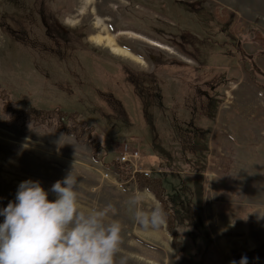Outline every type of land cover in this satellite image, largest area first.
I'll return each mask as SVG.
<instances>
[{
    "label": "rangeland",
    "instance_id": "rangeland-1",
    "mask_svg": "<svg viewBox=\"0 0 264 264\" xmlns=\"http://www.w3.org/2000/svg\"><path fill=\"white\" fill-rule=\"evenodd\" d=\"M7 101L79 111L93 137ZM127 150L163 180L191 264H264V0H0V208L22 181L50 190L74 164L81 206L112 204L124 225L117 264H186L168 223L133 219L127 201L148 188L132 162L130 179L114 170Z\"/></svg>",
    "mask_w": 264,
    "mask_h": 264
},
{
    "label": "clouds",
    "instance_id": "clouds-1",
    "mask_svg": "<svg viewBox=\"0 0 264 264\" xmlns=\"http://www.w3.org/2000/svg\"><path fill=\"white\" fill-rule=\"evenodd\" d=\"M80 181L74 164L63 179L45 190L39 180L22 181L15 200L0 208V264H117L124 225L108 219L113 205L85 210L79 201ZM49 192L55 199H49ZM150 190L136 192L127 201L133 219L144 230L167 224L160 203L145 208ZM119 264H126L124 259ZM230 264H248L247 256Z\"/></svg>",
    "mask_w": 264,
    "mask_h": 264
},
{
    "label": "trees",
    "instance_id": "trees-1",
    "mask_svg": "<svg viewBox=\"0 0 264 264\" xmlns=\"http://www.w3.org/2000/svg\"><path fill=\"white\" fill-rule=\"evenodd\" d=\"M62 24L64 25V23ZM72 39L73 38H71V40ZM57 40L59 41V45H60V39ZM59 50H61V46H58V48H56V51ZM52 57H55V55H52ZM7 96L9 97L8 94ZM144 102L146 103V101ZM6 105H8V108L6 110L9 111L13 116H18V113H20L21 115L23 114V116H26L29 119L40 120L42 123H46L48 125H50L52 121H55L56 129H58L59 131H63L64 133L67 134H76V133L86 134L89 139H92L93 133L95 131L94 124L91 123L90 120L85 118L79 111L76 110H66L64 108H58V107H54L51 109L48 108L17 109L12 107L11 106L12 103L10 105L8 101ZM99 144L98 143L95 144L94 147L97 148V150L104 149V151L107 152V150ZM124 165H125L124 163H120L119 161H116L113 167L115 168L114 170L118 173L121 179L127 180L130 179L132 173L130 170L128 171V169L124 168ZM135 181L138 187L148 188V190L152 191L155 194L156 198L161 202V204L168 213V219H167L168 230L173 236V242L177 246L179 250V254L184 259L185 263L191 264L192 261L191 256L186 252V247L177 238V229L175 228L176 226L175 210L173 208V204L171 200L169 199L166 193V188L165 185L163 184V180L160 177H151V176H146L143 173H137ZM254 254L261 260L264 259V239L261 241L260 246L258 247L257 251L254 252ZM246 256L249 259L251 258L252 255L247 253ZM240 258H238V260H240ZM258 262L259 259L254 260L253 262H248V264H258Z\"/></svg>",
    "mask_w": 264,
    "mask_h": 264
},
{
    "label": "built area",
    "instance_id": "built-area-1",
    "mask_svg": "<svg viewBox=\"0 0 264 264\" xmlns=\"http://www.w3.org/2000/svg\"><path fill=\"white\" fill-rule=\"evenodd\" d=\"M129 155L132 156V158L129 157ZM138 152H133L131 151V153L129 152V150H127L126 152H122L120 155H119V160L121 161V163H124V164H128V162H132V164H129L131 168H133V175L137 172H141L143 173L144 175L146 176H150V171H148L147 169H142V170H139L138 169V165L135 164V161L138 160ZM109 174L107 173L106 176H108Z\"/></svg>",
    "mask_w": 264,
    "mask_h": 264
},
{
    "label": "bare ground",
    "instance_id": "bare-ground-1",
    "mask_svg": "<svg viewBox=\"0 0 264 264\" xmlns=\"http://www.w3.org/2000/svg\"><path fill=\"white\" fill-rule=\"evenodd\" d=\"M154 44H156V45H158V46H160L161 48L162 47H164V48H166L165 47V45H163L162 43H158V42H153ZM116 48V47H115ZM168 48V47H167ZM117 49H118V47H117ZM125 53V52H124ZM129 54V53H128ZM262 215V214H261ZM161 235V234H160Z\"/></svg>",
    "mask_w": 264,
    "mask_h": 264
},
{
    "label": "crops",
    "instance_id": "crops-1",
    "mask_svg": "<svg viewBox=\"0 0 264 264\" xmlns=\"http://www.w3.org/2000/svg\"><path fill=\"white\" fill-rule=\"evenodd\" d=\"M133 179V178H132Z\"/></svg>",
    "mask_w": 264,
    "mask_h": 264
}]
</instances>
